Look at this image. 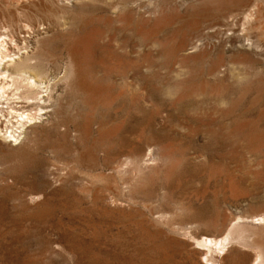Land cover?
I'll return each mask as SVG.
<instances>
[{"label": "rangeland", "instance_id": "1", "mask_svg": "<svg viewBox=\"0 0 264 264\" xmlns=\"http://www.w3.org/2000/svg\"><path fill=\"white\" fill-rule=\"evenodd\" d=\"M0 33L53 82L0 138V264L258 263L264 0H0Z\"/></svg>", "mask_w": 264, "mask_h": 264}, {"label": "bare ground", "instance_id": "2", "mask_svg": "<svg viewBox=\"0 0 264 264\" xmlns=\"http://www.w3.org/2000/svg\"><path fill=\"white\" fill-rule=\"evenodd\" d=\"M126 1L131 2V0ZM119 3L121 2L117 1L116 4ZM247 40L249 41V38ZM30 42L29 39L19 38L16 35L0 33V138L9 142L18 140L25 134L28 125L50 110H45L44 106L50 102L53 82L47 72L39 69L36 60L38 50L30 46ZM256 46H260V43ZM11 87H14L12 96H10ZM11 99L13 101H10ZM14 121L16 124L12 123ZM7 122L12 123V127L17 125L16 128L19 129V131L15 130L17 132L8 131L10 138L7 136L6 127H9L5 124ZM2 123L6 127H1ZM254 221L258 224L264 223V219L260 218H254ZM263 239L264 233L257 231L253 233L252 240L258 248L254 247L257 250V264H264ZM220 249L222 250V247Z\"/></svg>", "mask_w": 264, "mask_h": 264}]
</instances>
